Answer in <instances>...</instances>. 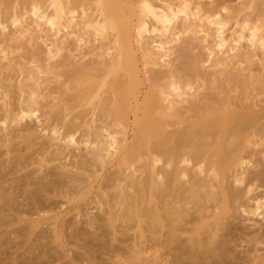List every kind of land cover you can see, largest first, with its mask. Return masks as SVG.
Returning a JSON list of instances; mask_svg holds the SVG:
<instances>
[{
    "label": "bare ground",
    "instance_id": "obj_1",
    "mask_svg": "<svg viewBox=\"0 0 264 264\" xmlns=\"http://www.w3.org/2000/svg\"><path fill=\"white\" fill-rule=\"evenodd\" d=\"M259 51L264 0H0V243L264 264Z\"/></svg>",
    "mask_w": 264,
    "mask_h": 264
},
{
    "label": "rangeland",
    "instance_id": "obj_2",
    "mask_svg": "<svg viewBox=\"0 0 264 264\" xmlns=\"http://www.w3.org/2000/svg\"><path fill=\"white\" fill-rule=\"evenodd\" d=\"M12 29H15L16 26H12ZM52 38V37H51ZM35 40L37 41L38 45L43 47V43L40 39L35 38ZM69 41H73V38H70ZM181 45L185 44V41H183L182 43H180ZM243 45L245 48H248L247 44L245 42H243ZM179 46H177L178 48ZM176 50V48H175ZM179 50L177 49L176 53L172 55V59L173 62L175 55L178 54ZM5 62V60L3 59V54L0 52V63ZM253 67L255 68V70L259 73H261L264 69V55L261 51H259L257 53V56L254 58L253 62ZM264 101H261L260 104V108L264 107L263 104ZM1 222V220H0ZM5 228V226H2L0 229L3 230ZM12 237H15V235H12ZM2 243H0V264H47L49 262V257L45 256V257H39V258H33L31 257L32 254L27 253V250H25L24 248L21 247H15L13 245V243H10L6 237H2ZM16 241H18L19 239H15ZM81 245V246H80ZM73 247V249H75V251L79 252L81 255L85 254V250L88 251V249L85 247H83L84 245L82 244V241H79L78 244H76V241L73 242V245H70ZM85 249V250H84ZM35 256V255H33ZM73 256V255H72ZM144 255L142 256V259L140 260L142 264H152V262L145 258ZM149 256V254H148ZM96 260H99L100 263L99 264H118L115 260L113 259V261H110L107 258V256H104L103 254H100L99 252L96 253ZM102 257H105L104 259ZM74 264H89V262L86 259H82V258H75L74 259Z\"/></svg>",
    "mask_w": 264,
    "mask_h": 264
}]
</instances>
